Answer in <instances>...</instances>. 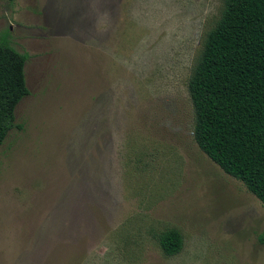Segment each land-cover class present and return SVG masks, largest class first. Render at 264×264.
<instances>
[{
    "label": "rangeland",
    "instance_id": "obj_1",
    "mask_svg": "<svg viewBox=\"0 0 264 264\" xmlns=\"http://www.w3.org/2000/svg\"><path fill=\"white\" fill-rule=\"evenodd\" d=\"M222 8L0 0L30 90L0 146V264H264L263 203L194 137L188 84Z\"/></svg>",
    "mask_w": 264,
    "mask_h": 264
},
{
    "label": "trees",
    "instance_id": "obj_2",
    "mask_svg": "<svg viewBox=\"0 0 264 264\" xmlns=\"http://www.w3.org/2000/svg\"><path fill=\"white\" fill-rule=\"evenodd\" d=\"M27 60L6 37L0 39V146L13 129H22L16 109L30 95ZM188 90L196 143L264 205V0H223ZM159 244L174 257L184 239L170 230L160 235Z\"/></svg>",
    "mask_w": 264,
    "mask_h": 264
}]
</instances>
